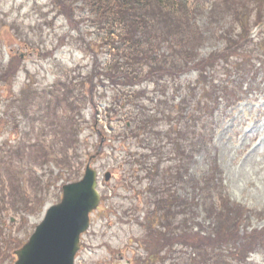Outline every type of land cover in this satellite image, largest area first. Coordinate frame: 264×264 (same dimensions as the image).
I'll return each instance as SVG.
<instances>
[{"label": "rangeland", "instance_id": "1", "mask_svg": "<svg viewBox=\"0 0 264 264\" xmlns=\"http://www.w3.org/2000/svg\"><path fill=\"white\" fill-rule=\"evenodd\" d=\"M60 1L69 3L70 15L63 12L59 0H0L2 61L10 55L19 59L11 81L13 96L6 99L7 90L0 84V264L14 263L13 251L33 232L45 208L60 200L61 186L82 176L101 138V152L91 161L98 171L101 199L81 235L75 264H170L171 259L163 263L144 260L150 251L144 241L151 250L155 244L143 220L147 208L143 190L148 182L138 171L139 165L131 167L128 162L129 152L137 149L136 140L123 135L122 125L130 110L122 106L108 111L114 90L96 74L92 76L110 54L99 47L97 30L90 26L89 12L81 1ZM186 1L188 8L197 3ZM243 1L221 3L240 9ZM242 5L252 12L247 16L251 37L262 36L263 26L254 25V0ZM223 6L212 9L209 1H200L194 13L193 22L210 37L198 43L200 56L225 46L217 36L219 31L238 30L240 24L232 14L223 15L229 13ZM253 74L257 85L252 87L250 79H245V93L235 105L221 102L215 108L211 146L198 151L189 168L192 178H200L208 166L206 153L215 155L224 192L245 212L240 233L264 230V65ZM196 78L195 69L179 76L182 83ZM145 86L152 88L147 82L137 87ZM6 140L11 145L8 155L3 146ZM106 171L111 174L107 182ZM184 188L179 186L181 193L192 194L188 185ZM34 191L39 193L34 195ZM33 196L38 202L30 205ZM195 220L201 224L195 230L212 232L200 208ZM259 239L263 237L255 236ZM247 262L264 264V247L248 252Z\"/></svg>", "mask_w": 264, "mask_h": 264}, {"label": "trees", "instance_id": "2", "mask_svg": "<svg viewBox=\"0 0 264 264\" xmlns=\"http://www.w3.org/2000/svg\"><path fill=\"white\" fill-rule=\"evenodd\" d=\"M80 1L89 12L90 26L97 30L99 47L110 54L100 70L91 74L114 90L108 111L123 105L129 108L130 126L124 123L123 135L134 138L137 149L128 155V162L131 167L139 165L138 171L148 182L143 190L147 204L143 220L155 246L151 250L144 241L146 251L150 250L145 262L171 259L170 264H249L248 252L264 247V230L240 233L245 212L224 192L215 155L206 153L208 166L200 178H192L189 168L198 151L211 146L215 108L221 102L235 104L245 93L242 84L254 66L264 65V0H254V25L263 26L262 36L256 40L250 37L247 16L252 12L242 5L246 0L240 9L234 4L224 7L223 0H209L212 9L222 5L229 11L223 15L232 14L240 25L234 32L231 28L219 31L217 36L225 46L206 56H200L198 43L210 37L193 18L200 1L208 0H195L192 8L186 7V0ZM59 4L70 15L69 3L59 0ZM3 58L0 48V84L8 99L13 96L11 81L19 59L10 55L4 63ZM189 69L197 71V78L182 83L179 76ZM143 82L152 88H138ZM168 90L172 94H166ZM3 146L10 154L7 140ZM184 185L192 194L181 193L179 186L185 189ZM31 200L30 205L38 202L34 196ZM199 208L209 220L211 233L194 229L201 226L195 220ZM255 236L263 239L256 241ZM177 246L179 250L174 252ZM183 247L190 250L183 251Z\"/></svg>", "mask_w": 264, "mask_h": 264}, {"label": "water", "instance_id": "3", "mask_svg": "<svg viewBox=\"0 0 264 264\" xmlns=\"http://www.w3.org/2000/svg\"><path fill=\"white\" fill-rule=\"evenodd\" d=\"M109 177L106 172L105 180ZM99 200L97 172L88 163L79 180L62 185L60 201L47 207L28 240L14 251V264H74L80 234Z\"/></svg>", "mask_w": 264, "mask_h": 264}]
</instances>
